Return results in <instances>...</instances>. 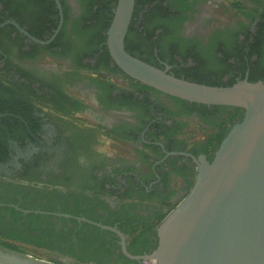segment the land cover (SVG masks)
Segmentation results:
<instances>
[{"label": "flooded vegetation", "instance_id": "flooded-vegetation-1", "mask_svg": "<svg viewBox=\"0 0 264 264\" xmlns=\"http://www.w3.org/2000/svg\"><path fill=\"white\" fill-rule=\"evenodd\" d=\"M58 1L0 0V246L55 264H143L132 257L153 251L156 226L243 114L124 74L106 46L114 0ZM165 2L174 11L184 0ZM187 4L171 35L150 37L164 22L137 12L124 48L153 66L164 57L161 69L191 82L236 83L261 68L249 64L264 57L250 56L264 0ZM192 58L204 67L191 72Z\"/></svg>", "mask_w": 264, "mask_h": 264}, {"label": "water", "instance_id": "water-1", "mask_svg": "<svg viewBox=\"0 0 264 264\" xmlns=\"http://www.w3.org/2000/svg\"><path fill=\"white\" fill-rule=\"evenodd\" d=\"M60 8L58 0H55ZM135 0H117L106 32L114 64L169 96L243 110L194 185L155 228L157 245L142 257L157 264H264V80L211 86L178 78L128 53L124 41ZM107 228L105 226H101ZM114 230L125 242L122 233ZM0 264H55L0 246Z\"/></svg>", "mask_w": 264, "mask_h": 264}, {"label": "trees", "instance_id": "trees-1", "mask_svg": "<svg viewBox=\"0 0 264 264\" xmlns=\"http://www.w3.org/2000/svg\"><path fill=\"white\" fill-rule=\"evenodd\" d=\"M116 2H117V0H114V7L116 5ZM145 7H146V10L143 13V19H145V20L147 19L148 20L149 17L150 18L155 17L158 21L164 22L163 25L162 24L161 25H157L154 28L152 33L149 35L150 37H151V35L152 36L154 35L156 30L160 31L159 35H161V34L162 35H171L172 31L175 30L177 27H178V30H179L180 27L182 26L183 22L187 19L186 12L190 8L189 4H187V0H184L183 5H181L179 7L177 6V8H174L173 9L174 11H172V7H174L173 3L172 2H167L166 3L165 0H135L134 12H133V16L132 17H135L137 12L142 11ZM179 9L180 10L183 9V15L182 16L178 15V10ZM112 15H113V13H112ZM111 19H112V16H111V18L109 20V24H110ZM165 25H167V26H165ZM261 30L262 29H260L257 32V36L254 38V40L256 41L257 45L255 47L253 46L252 52H250V56H251V54H254L256 52L260 53L261 50L264 49V34L261 33ZM127 35H128V33H127ZM127 35H126V38H127ZM126 38H125V40H126ZM125 49L131 55H133V56L136 55V53L134 52L133 49L126 48V47H125ZM220 51H219V54L221 53L224 56L225 60H227L230 57V55H224ZM138 58L143 60V61H146V59H147V58L145 59V58H141V57H138ZM182 58L186 62L187 57L186 56L185 57L182 56ZM164 59L165 58L162 57V56L159 57V59L157 58L155 60V62H154L156 67L161 69L162 65L160 64V62L163 61ZM192 61L197 62L198 65L193 67L191 72H193L194 70H199V69L204 67V64L202 63V61H198L196 58H192ZM260 62H261V68L259 70H257V71L251 70L252 72H250L247 81H249L251 83H254V82H257L259 80H264V57H262V58L258 57V59L255 62H250L249 68L250 67L252 68V66L254 64H257V63L259 64ZM229 66H231V65H229ZM191 76H192V79L197 80L196 83H200V84H206V85H211V86H230V85L234 84V82H229L228 84H225V85L224 84L207 83L205 81H201L200 79H198V77L200 75H197V73H194ZM195 76H197V78ZM177 100L185 102L184 100H181V99H177ZM236 110H238V113L242 112V114H243V110L242 109L237 108ZM242 116L240 117V120L242 119ZM154 236H155L156 242H155V244L153 246L150 247L151 251L154 250L156 245H157V236L155 234H154Z\"/></svg>", "mask_w": 264, "mask_h": 264}, {"label": "rangeland", "instance_id": "rangeland-1", "mask_svg": "<svg viewBox=\"0 0 264 264\" xmlns=\"http://www.w3.org/2000/svg\"><path fill=\"white\" fill-rule=\"evenodd\" d=\"M25 253L30 254L33 257L44 259V260H48V261H52V262L55 263V261L52 258V256L49 255L48 253L44 252V251H28V252H25Z\"/></svg>", "mask_w": 264, "mask_h": 264}, {"label": "built area", "instance_id": "built-area-1", "mask_svg": "<svg viewBox=\"0 0 264 264\" xmlns=\"http://www.w3.org/2000/svg\"><path fill=\"white\" fill-rule=\"evenodd\" d=\"M144 264H157L156 260L145 261Z\"/></svg>", "mask_w": 264, "mask_h": 264}]
</instances>
